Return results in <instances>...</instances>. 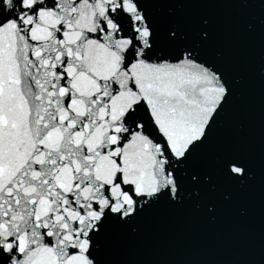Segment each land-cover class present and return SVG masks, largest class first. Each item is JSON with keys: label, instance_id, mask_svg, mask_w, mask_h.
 <instances>
[{"label": "snow or ice", "instance_id": "snow-or-ice-1", "mask_svg": "<svg viewBox=\"0 0 264 264\" xmlns=\"http://www.w3.org/2000/svg\"><path fill=\"white\" fill-rule=\"evenodd\" d=\"M0 264H264V0H0Z\"/></svg>", "mask_w": 264, "mask_h": 264}, {"label": "water", "instance_id": "water-1", "mask_svg": "<svg viewBox=\"0 0 264 264\" xmlns=\"http://www.w3.org/2000/svg\"><path fill=\"white\" fill-rule=\"evenodd\" d=\"M214 245H205L191 241H170L158 244L153 255L154 259H193L202 258L204 253L218 252Z\"/></svg>", "mask_w": 264, "mask_h": 264}]
</instances>
